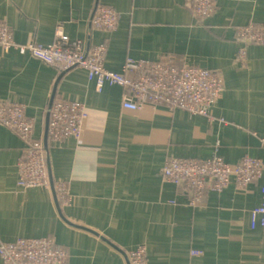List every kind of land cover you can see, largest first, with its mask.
Here are the masks:
<instances>
[{
  "label": "crops",
  "instance_id": "0c3cea01",
  "mask_svg": "<svg viewBox=\"0 0 264 264\" xmlns=\"http://www.w3.org/2000/svg\"><path fill=\"white\" fill-rule=\"evenodd\" d=\"M190 2L0 0V21L19 44L49 43L62 25L68 37L88 46L105 43V65L112 70H121L128 57H173L179 65L216 71L225 81L212 120L149 103L138 111L125 109L121 87L106 84L99 91L85 70L67 71L55 101H82L89 113L79 139L49 141L55 183L66 182L68 194L57 192L58 206L51 188L18 187L17 163L27 142L0 125V243L48 237L69 253L68 264H129L103 238L126 252L131 235L134 246L146 247L148 264H264V229L230 217L234 210L252 208L264 177L247 190L232 181L195 201L162 173L175 157H220L230 164L246 156L264 158V44L248 43L247 64L235 62L242 42L236 28L264 24V0H216L213 14L203 21ZM100 4L120 14L116 31L93 26ZM60 74L39 59L0 48V101L26 108L35 120V138L44 140ZM164 195L176 198L174 208ZM61 213L96 233L69 225Z\"/></svg>",
  "mask_w": 264,
  "mask_h": 264
},
{
  "label": "built area",
  "instance_id": "2783aa9c",
  "mask_svg": "<svg viewBox=\"0 0 264 264\" xmlns=\"http://www.w3.org/2000/svg\"><path fill=\"white\" fill-rule=\"evenodd\" d=\"M190 1L193 14L200 20L209 18L216 7V0ZM91 22L97 28L114 32L119 27L120 14L114 8L100 4ZM236 36L242 42L235 62L243 66L248 62L247 44H264V24L238 26ZM0 48L5 51L15 49L59 72L81 68L86 71L88 80L96 83L99 91L106 84L119 86L125 90L123 107L132 111H138L149 103L164 105L176 113L188 112L214 120L211 109L224 96L225 81L220 73L195 65H179L173 57L158 60L128 57L121 70H112L105 65L108 53L105 43L88 46L81 39L68 37L62 25L56 28L55 39L49 43L19 44L6 23L0 21ZM88 117L87 106L82 101H55L49 124L50 141L62 143L71 138L79 139ZM221 121L226 122L224 119ZM0 125L17 131L27 142L25 153L17 163L18 187L50 189L44 140L34 137L35 120L29 118L26 108L17 102L0 101ZM162 173L166 181L193 195L195 201H200L208 191L221 192L232 181L240 189L247 190L253 182L264 177V158L246 156L230 164L220 157H175L165 163ZM55 189L61 197L69 191L64 181L55 183ZM164 197L173 208L176 206L174 196ZM230 217L237 221L248 219L252 229H264V184L251 209L234 210ZM131 239L129 235V250L126 251L130 264H148L146 247L134 246ZM193 253L200 254V251ZM0 258L2 264H68L70 255L51 238L20 237L0 243Z\"/></svg>",
  "mask_w": 264,
  "mask_h": 264
},
{
  "label": "water",
  "instance_id": "95a60500",
  "mask_svg": "<svg viewBox=\"0 0 264 264\" xmlns=\"http://www.w3.org/2000/svg\"><path fill=\"white\" fill-rule=\"evenodd\" d=\"M69 70H67V71H69ZM67 71L61 72V74L59 75L58 80H57V82L55 84L52 97H51V99L49 101V104H48V111H47V114H46V124H45V135H44V146H45V152H46V157H47L48 174H49V178H50V182H51V190L53 191V195H54V198H55L58 206L60 204H59V199H58L57 191L55 189V180H54V177H53V173H52V169H51V164H50V156H49V150H50V148H49V140H50L49 139V124H50V118H51V110H52L53 105L55 103V97H56V92H57V88H58L59 82L62 79V77L66 74ZM61 216L64 219V221H66L69 225H71V226H73L75 228L82 229L84 231H88V232H91L93 234L96 233L95 231H93V230H91V229H89L87 227L73 224L72 222L68 221L62 213H61ZM103 240H105L107 243H109L114 248L118 249L121 253H123L125 255V257L127 258L128 263L130 264L128 255H127V253L124 250L120 249L119 247H117L113 243L109 242L105 238H103Z\"/></svg>",
  "mask_w": 264,
  "mask_h": 264
},
{
  "label": "rangeland",
  "instance_id": "374dc122",
  "mask_svg": "<svg viewBox=\"0 0 264 264\" xmlns=\"http://www.w3.org/2000/svg\"><path fill=\"white\" fill-rule=\"evenodd\" d=\"M203 21V20H202ZM73 69V68H72ZM71 70V69H70ZM36 127V126H35Z\"/></svg>",
  "mask_w": 264,
  "mask_h": 264
},
{
  "label": "trees",
  "instance_id": "16d2710c",
  "mask_svg": "<svg viewBox=\"0 0 264 264\" xmlns=\"http://www.w3.org/2000/svg\"><path fill=\"white\" fill-rule=\"evenodd\" d=\"M50 141V140H49Z\"/></svg>",
  "mask_w": 264,
  "mask_h": 264
}]
</instances>
